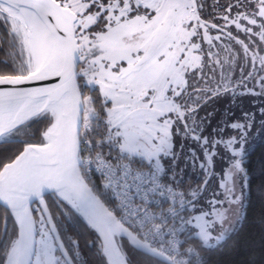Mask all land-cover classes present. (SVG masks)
Masks as SVG:
<instances>
[{"label": "snow or ice", "instance_id": "1", "mask_svg": "<svg viewBox=\"0 0 264 264\" xmlns=\"http://www.w3.org/2000/svg\"><path fill=\"white\" fill-rule=\"evenodd\" d=\"M226 96L264 98V0H0V264H88L74 226L101 264H214L264 200V104L209 128Z\"/></svg>", "mask_w": 264, "mask_h": 264}, {"label": "trees", "instance_id": "2", "mask_svg": "<svg viewBox=\"0 0 264 264\" xmlns=\"http://www.w3.org/2000/svg\"><path fill=\"white\" fill-rule=\"evenodd\" d=\"M238 99L240 100L237 107H240L243 102L245 107L248 108L247 111H251L252 108L257 109L258 105L264 104V98L261 97H248L246 99L239 97ZM247 104L248 106H246ZM223 114V112H220L218 117L213 115L209 120V128H215L220 120L222 122ZM245 147L246 162L251 168L253 180L255 183H259L261 170L264 167V131L253 146ZM185 180L189 184H194L200 180V175L197 176L193 173V170H190L185 174ZM2 207L0 205V209ZM246 208L248 210L247 219L236 225L228 246L212 253L214 264H248L250 260H254L256 264H264L261 259L264 256V221L261 219L262 212H264V200L261 199L258 188L253 189V193L246 203ZM70 232L74 233L81 241L82 258H86L88 264H101L95 250L84 246V240L88 238V234L76 226L70 229Z\"/></svg>", "mask_w": 264, "mask_h": 264}, {"label": "rangeland", "instance_id": "3", "mask_svg": "<svg viewBox=\"0 0 264 264\" xmlns=\"http://www.w3.org/2000/svg\"><path fill=\"white\" fill-rule=\"evenodd\" d=\"M242 99L243 98H248V97H241ZM239 100L240 99H232L230 97H222L220 100L216 101L215 103H210L208 106H207V109H206V112L204 113H201V115H206L207 113H211V117L214 115V117H218L220 112H223V119H222V122L224 121H228L229 119H242V113L246 112L247 111V107H245V105L242 104L240 105V107H237L239 106L238 103H239ZM241 102V101H240ZM248 106V104L246 105ZM241 108H242V111H241ZM258 108H259V105H258ZM250 111V110H248ZM253 112L256 111V109H253L252 110ZM210 117V118H211ZM211 120V119H210ZM221 122V120H220ZM218 121V123H220ZM217 123V124H218ZM264 129H262L259 125V120H257V123L254 125L253 129L250 131L249 133V136H248V139H247V142L245 144V146H253L260 138L261 134L263 133ZM246 148V147H245ZM190 170H193V173L197 176L200 175V172L199 170H194V169H191L189 168L187 172H189Z\"/></svg>", "mask_w": 264, "mask_h": 264}, {"label": "water", "instance_id": "4", "mask_svg": "<svg viewBox=\"0 0 264 264\" xmlns=\"http://www.w3.org/2000/svg\"><path fill=\"white\" fill-rule=\"evenodd\" d=\"M2 206V205H1Z\"/></svg>", "mask_w": 264, "mask_h": 264}]
</instances>
